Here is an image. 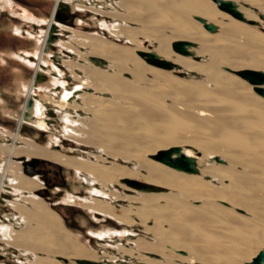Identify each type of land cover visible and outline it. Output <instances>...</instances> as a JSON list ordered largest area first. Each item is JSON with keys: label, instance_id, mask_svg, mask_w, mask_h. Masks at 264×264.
Wrapping results in <instances>:
<instances>
[{"label": "bare ground", "instance_id": "bare-ground-1", "mask_svg": "<svg viewBox=\"0 0 264 264\" xmlns=\"http://www.w3.org/2000/svg\"><path fill=\"white\" fill-rule=\"evenodd\" d=\"M233 1L242 17L217 0H55L47 29L33 33L34 75L17 87L25 95L19 123L15 132L0 129V204L12 211L5 220L0 216V255L15 249L27 264H65L67 258L97 260L96 254L110 255L113 247L136 264H258L254 258L264 250V96L258 89L264 82H250L239 72H264V0ZM60 8L72 18L86 10L97 14L109 37L57 24ZM196 16L216 29L208 30ZM51 23L60 34L71 33L75 44L56 42L61 61L45 69L40 62L50 55ZM139 37L148 47L135 44ZM178 39L194 42L188 45L191 54L171 50ZM150 51L157 61L146 58ZM37 72L49 75L48 81L41 83L43 75L36 79ZM251 103L257 105L248 108ZM47 116L62 122L63 146H74L70 139L97 153L59 150L54 136L46 145L22 137L24 122L45 130ZM176 146L194 158L196 171L157 157L159 148ZM27 161L33 167L51 161L74 171L88 194L68 193L67 202L121 229L89 231L98 250L89 253L34 194L45 187ZM23 166H30L28 176ZM136 177L143 178L136 185L142 190L121 184ZM137 227L144 234L134 232ZM112 238L126 240L127 248L105 243ZM254 246L258 249L248 256Z\"/></svg>", "mask_w": 264, "mask_h": 264}, {"label": "rangeland", "instance_id": "rangeland-1", "mask_svg": "<svg viewBox=\"0 0 264 264\" xmlns=\"http://www.w3.org/2000/svg\"><path fill=\"white\" fill-rule=\"evenodd\" d=\"M10 1V3H9ZM8 4V5H7ZM55 5V0H0V129L3 131L15 132L16 126L19 123V117L23 108V103L25 100V95L17 93V87L21 84L22 79L25 81H30L35 72V65L38 62L37 52L34 50V46L36 40L33 38L34 35L39 34L40 32H44L47 29V21L50 18L53 8ZM216 5V4H215ZM217 6V5H216ZM217 9L220 10L217 6ZM60 12V19L55 18V22L57 24H61L70 28H76L80 33L84 34H97L101 33L102 37H109L106 30H102L99 25L98 15L91 11H82L80 16L77 15L72 18L69 14L65 13L63 9H57ZM222 11V10H220ZM225 13V11H222ZM221 13V12H220ZM97 18V19H96ZM44 19L45 21H41ZM79 22H78V21ZM73 21V22H72ZM74 24V25H73ZM20 28L19 31H15L14 28ZM57 28V27H56ZM261 29V28H260ZM58 28L54 34V41L52 42L54 45L56 42H68L69 44H75L74 40L68 38L71 33L58 32ZM264 32V30H260ZM38 32V33H37ZM29 33V34H28ZM34 33V35H33ZM104 34V35H103ZM78 38V37H76ZM111 39V38H110ZM60 40V41H59ZM140 40V41H139ZM138 41V42H137ZM135 44H138L140 47L146 48L148 47V40L142 39L139 37ZM66 42V43H67ZM117 42V41H116ZM121 44V42H119ZM123 43V42H122ZM134 44V45H135ZM222 45V44H220ZM61 46L55 45L52 49L50 48L48 51L49 56H45L44 60L41 61V65L45 69H49L52 65L55 66L56 62H60L61 58L58 56L59 49ZM171 50L172 49L171 46ZM254 50V49H253ZM257 50V49H255ZM58 52L57 55L53 52ZM67 55V53H64ZM69 54V53H68ZM24 55L30 61H26L21 56ZM56 57V58H55ZM58 59V61H57ZM197 59V58H196ZM58 62V63H59ZM156 66V65H154ZM48 67V68H47ZM66 72V77H69V72L67 68H64ZM44 76V79H41V83L48 81L49 75L44 72H41ZM65 76V74H64ZM48 77V78H47ZM72 81H69V87H72ZM243 87L248 89L250 85L248 83H244ZM253 92L257 95L258 93L253 90ZM37 96L40 98L43 96V89L39 88L36 90ZM221 105H224L221 103ZM257 103L248 104L247 107L256 106ZM46 121L48 123V128L45 130H39L37 127L32 125L30 122H24V126L22 127V137L35 141L41 145H46L49 141V137H57L58 144L57 148L64 151L75 150L84 153L96 154L97 152L93 148H81L78 143L73 142L70 139H66L68 143L73 144L74 146H63L62 142L63 136L59 133L62 128V122L58 120L56 116H47ZM53 134V135H52ZM9 143V142H8ZM71 148V149H70ZM159 150V151H158ZM157 150V154H160L163 148H159ZM73 155V154H72ZM75 155V154H74ZM154 158V156H151ZM155 160V159H153ZM30 161V160H29ZM27 161V164H31ZM36 163V165L31 168L32 170L37 172L38 182L45 187L44 190H38V192H34V194L41 198L43 201L49 205V207L56 211L57 214L62 217L63 225L75 233L79 241L85 245L86 250L90 252L93 250L96 244V240L91 237L92 235L89 233L91 230H97L102 227H112V229H121V226L113 223L107 222L103 220V218L99 217V219H94L90 213L84 206L79 203H69L67 202V198L65 195H76L79 197H85L88 192L79 181L76 179L74 171L68 169L65 166L59 165L55 162H45ZM29 166V167H30ZM29 167L23 166V174L28 176L27 170ZM27 169V170H25ZM38 170H42V172H38ZM36 174V173H34ZM121 182V181H120ZM127 182H132V184H128ZM127 182H123L121 184L127 186L128 189H138L142 190L141 187H137V183H143V178L136 177ZM163 192H168L167 190H163ZM127 194L129 192H126ZM13 198V199H12ZM14 200V196H10V199ZM118 204H126V202H117ZM6 202H2L0 207L2 210L4 209V213L1 216L2 220H5L4 214L11 213V209H9ZM69 204V205H68ZM4 206V207H3ZM100 220V221H99ZM150 225V223H148ZM119 229V230H120ZM140 235L144 234L142 228L136 229V231ZM90 238L92 240H90ZM115 240V241H114ZM123 239H107L105 243L109 245L112 244H120L121 247L127 248L126 240ZM117 241V242H116ZM116 242V243H115ZM1 246V245H0ZM2 247V246H1ZM0 247V248H1ZM255 247V246H254ZM251 248L248 256H250L251 252L258 249ZM108 247V252H111L110 255L101 257V255L96 254L97 260L101 261L103 264H107L111 262L112 264H131L132 261L129 259V255L125 253L123 250H118L117 248ZM94 252H98V250H93ZM96 252V253H97ZM4 253V254H3ZM250 254V255H249ZM152 257L156 258L157 256ZM247 256V255H246ZM101 257V258H99ZM78 259V258H77ZM67 263L65 264H77L73 258H67ZM69 262V263H68ZM73 262V263H72ZM0 263L1 264H27V260L23 258V255L19 254V252L15 249L8 250L7 252H1L0 255ZM132 264H136L133 262Z\"/></svg>", "mask_w": 264, "mask_h": 264}, {"label": "water", "instance_id": "water-1", "mask_svg": "<svg viewBox=\"0 0 264 264\" xmlns=\"http://www.w3.org/2000/svg\"><path fill=\"white\" fill-rule=\"evenodd\" d=\"M218 5L232 13L234 16L236 17H242L241 12L237 9L236 6V2L233 0H217ZM55 17L60 19V12L57 10L55 12ZM196 18H198L200 21H202L204 23V26L210 30V31H214L216 29V25L212 22H207L203 17L200 16H196ZM73 22V21H72ZM56 28V24L55 23H51L50 25V34L46 39L47 45L50 46L52 49L55 47V45L52 43L54 37L52 35V32L55 30ZM194 44V42H191L189 40H183V39H178V40H174L172 42V48L175 51H178L180 53L183 54H191L192 51L188 49V45ZM54 53L57 55V52L54 51ZM144 55H146V58L149 61H157L159 58L158 54L155 53L154 51H150V52H146ZM92 59L100 64H104V59L99 58V57H92ZM162 66L165 67H171L173 64L169 61H159ZM242 76H244L248 81L253 82V83H262L264 82V72L261 70H254V69H243L239 72ZM42 74H40V72L36 73V79H38L39 77H41ZM259 93L261 95L264 96V87L259 88L258 89ZM32 97L28 98L27 102H26V110L24 111V117H28L29 116V110L28 108H30L32 106ZM175 152V154H174ZM157 157L175 167V168H179V169H184L186 171H196V164H195V160L193 157L191 156H187L185 154H183L181 152L180 147H171L169 149H165L163 151L160 152V154L157 155ZM76 261L80 264H102L101 261H96L93 259H88V258H78L76 259ZM264 262V250H260L259 253L257 254V256L254 258V263H263Z\"/></svg>", "mask_w": 264, "mask_h": 264}, {"label": "flooded vegetation", "instance_id": "flooded-vegetation-1", "mask_svg": "<svg viewBox=\"0 0 264 264\" xmlns=\"http://www.w3.org/2000/svg\"><path fill=\"white\" fill-rule=\"evenodd\" d=\"M38 172H42V170H38V169H36ZM4 207V206H3ZM4 211V209L1 211V216H2V214L4 213L3 212Z\"/></svg>", "mask_w": 264, "mask_h": 264}]
</instances>
